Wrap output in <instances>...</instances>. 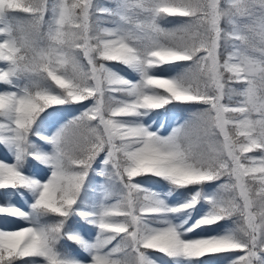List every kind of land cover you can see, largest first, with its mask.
Wrapping results in <instances>:
<instances>
[{"label":"snow or ice","instance_id":"1","mask_svg":"<svg viewBox=\"0 0 264 264\" xmlns=\"http://www.w3.org/2000/svg\"><path fill=\"white\" fill-rule=\"evenodd\" d=\"M0 264H264V0H0Z\"/></svg>","mask_w":264,"mask_h":264},{"label":"rangeland","instance_id":"2","mask_svg":"<svg viewBox=\"0 0 264 264\" xmlns=\"http://www.w3.org/2000/svg\"><path fill=\"white\" fill-rule=\"evenodd\" d=\"M166 27H168V25H165ZM183 63H186V62H183ZM122 67V66H121ZM126 75H129V78H132L134 76V74H129V73H125ZM167 134V133H165ZM94 234V233H93ZM74 248V247H73Z\"/></svg>","mask_w":264,"mask_h":264},{"label":"trees","instance_id":"3","mask_svg":"<svg viewBox=\"0 0 264 264\" xmlns=\"http://www.w3.org/2000/svg\"><path fill=\"white\" fill-rule=\"evenodd\" d=\"M170 19H173V20H175L176 18H170ZM172 25H168V27H171Z\"/></svg>","mask_w":264,"mask_h":264}]
</instances>
